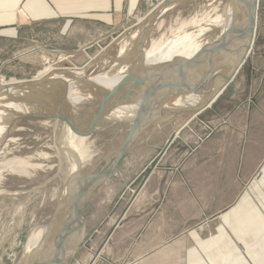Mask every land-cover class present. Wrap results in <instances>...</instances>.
<instances>
[{
    "label": "crops",
    "instance_id": "obj_1",
    "mask_svg": "<svg viewBox=\"0 0 264 264\" xmlns=\"http://www.w3.org/2000/svg\"><path fill=\"white\" fill-rule=\"evenodd\" d=\"M151 2L0 0V47L14 50L26 42L46 50L80 47L142 16ZM192 111L168 130L166 119L150 123L127 149L148 155L140 160L135 152L124 158L121 164L136 166L131 176L123 178L119 164L114 171L120 173L110 175L113 181L122 178L125 206L98 224L100 242L92 246L98 227L89 223L87 264H173L174 256L188 259L189 237L200 244L205 238L226 237L217 226L203 235V225L218 220L228 223L227 237H246L247 264H264V38H254L246 63L224 91ZM155 135L162 138L155 142ZM154 158L155 165L144 176ZM235 222H242L243 228H236ZM130 223L133 246L119 253L116 240ZM254 245L260 249L252 250Z\"/></svg>",
    "mask_w": 264,
    "mask_h": 264
},
{
    "label": "rangeland",
    "instance_id": "obj_2",
    "mask_svg": "<svg viewBox=\"0 0 264 264\" xmlns=\"http://www.w3.org/2000/svg\"><path fill=\"white\" fill-rule=\"evenodd\" d=\"M151 1V3L146 5L145 14L137 18H131L124 23L123 26L110 30L107 35H103L99 38L101 39L100 44H98V46L94 45L92 51H83L82 47L85 45L80 47L77 45L68 46V49L65 50V48H63V51L55 48L46 50L40 49L39 45L38 47L37 45L33 46L30 42L16 44L14 50L1 49L3 47H0V79L6 83L10 82L11 79L16 81L15 84H12L13 86L15 85L12 87L14 90L12 95L8 94L7 96L5 90L0 91V98H3L0 100L1 105H8L11 111L13 109L17 111V113H23L28 110L27 106L23 103L30 101L40 105L39 108L44 113L43 116L31 115L22 119H17L14 113L1 110L6 114H0V264H31L32 261L46 250L45 243H50L52 241L51 239L55 238L58 234L55 233V236H51L48 234L47 229L51 226L52 220L55 217L54 215L59 209L60 203H62L63 191L66 187L72 185L77 172L90 176L104 170L107 164L114 159L121 144L125 140L131 126L130 121L137 111L133 109L130 114L128 113L130 116L118 117L121 109L118 110V107H116L107 117L98 120L91 134H89V136H84V146L86 147L85 149H87V156L82 159L77 155L76 151L70 147L69 127L63 120L53 117L54 110L52 109H54V106L58 105L61 99L59 93L66 92L67 94L65 102L61 106L62 108L68 101L75 109H83L87 115H90L91 113L89 111L87 112V110L91 109V111H94L93 107L96 103L89 102L84 106L83 102H85V99L81 96L80 91L91 92L95 94L93 95V99H98L94 92L96 91L95 87L92 88L91 84L94 82L91 79L98 77V75L102 73H110V71L114 69V65L116 64L115 61L122 55H120L121 45L126 43V41L136 33H139L138 30L141 29L140 26L144 25V21L145 24L148 25L146 27L150 28L147 29L146 32L149 33L150 40L147 44H145V38L141 39V41L138 40L136 46L140 47L149 45L152 40L169 39L172 34H177L180 29L181 31H189L192 29L189 31L192 32L195 26L200 23L202 17L205 19L208 15H213L212 13L215 7L225 5L230 0H178L177 3L173 5L165 6L164 10L159 12L154 20L151 19L152 13L159 11L168 0ZM256 13L255 38H264V0H259ZM139 18H142L141 22L138 21ZM192 20L197 21L191 24L190 22ZM178 22L180 24L189 22V24L183 25V23L180 25ZM180 26H182V28H179ZM176 28H179L178 31ZM218 32V29H212L208 31L207 34H211L210 36L213 37L217 35ZM146 36L144 35V37ZM235 46L236 44L233 40H227L223 42V44L218 43V47H216L217 50L211 53L208 58L199 59L203 61H200L199 65L197 64V67L199 66L198 69L195 68L196 70L194 69V72L190 74L191 76L186 75L187 87H191L192 89L196 87V89H203V91L209 90V87H218L217 80L205 78L200 81V77L207 71L206 68L209 69V67L212 66V68H214L212 70L218 71V68L220 69L229 63L232 55L228 56V53L232 52L231 50H234ZM214 54L216 56H214ZM133 55L135 56L136 54L132 52L131 56ZM120 58L121 60L124 59L122 57ZM120 58L119 61H121ZM125 60L127 62V59ZM125 60L123 61L125 62ZM119 61L116 66L119 64ZM133 64L135 65L130 66L129 64L132 69L130 73L133 72L132 74H134V72H136L135 74L138 78L135 74H130V76H128L129 79L123 77L121 81H119L120 83L115 86L114 84L112 85V89H115L118 94L125 95L126 97H132L134 94L141 93L148 85L150 79H157L155 75L156 71H158V69H155L158 68L155 67L157 65L149 63L146 67L144 66V62ZM80 65L81 67L86 65V68L78 70L81 68ZM132 67H134L135 70ZM148 67L149 69H146ZM167 70H164V72H169ZM80 71L82 73H80ZM143 72H147L149 77ZM62 73L71 79L73 76L75 78L77 77V80L66 85L63 81H60L61 83H54L52 80L48 79ZM141 75L144 76L146 80L144 77L142 79ZM131 76H133V79H137L133 80ZM141 79L145 81H141ZM140 81L144 82L146 85H143ZM79 83H81V85H79ZM3 84L4 83H0V87H3ZM132 84L134 87H132ZM90 87L93 91L90 90ZM11 89L8 92H10ZM101 90L104 89L101 88ZM128 91L129 93L127 94ZM167 91L168 93L172 92L169 90H165L164 92L166 93ZM159 94L160 93L157 94L159 97L156 98L158 100L162 96V94ZM187 95H190V90L181 93V96L179 95L175 99L163 97L164 99H162V102L156 105L157 107L165 105L163 111L152 123L166 119L167 122H170L166 127V130H168L169 128L179 125L180 121L189 118V116L194 113L192 110L195 109L196 104L193 105L194 103L187 102L184 106L173 104L175 100ZM117 99L116 97L113 98L114 101ZM202 102L198 103L202 104ZM93 103H95V105ZM122 106L123 105H120V107ZM64 114L73 124L76 122V128L78 130L86 129L83 122L84 120L82 118L78 119L76 116L72 115V111L71 113L65 112ZM75 134L78 135L77 133ZM161 138L162 135H155L154 141L157 142ZM136 139H141L140 134ZM135 152H138L140 160L145 154L148 155L147 151L142 152L141 149L126 151L119 163L120 169L124 172L123 178L135 173L136 166L121 164L124 158L126 159L128 156L135 155ZM73 163H76V168L75 172L72 173L70 169ZM114 172L118 174L120 170L116 169ZM70 175H73V181L71 184H67ZM258 175L259 172L257 171L254 177L257 178ZM106 179L105 183L96 186L80 211L85 222V238L83 237L76 249L67 254L57 264H87L86 260L90 256V251L88 250L89 248H86L84 245V241L90 237L89 223L90 225H97L98 227V229H96L98 232H96L95 236L92 238V246L100 242L101 235L99 236L98 233L101 232V226L99 227L98 224L106 217L119 214L123 206H125L124 197L120 196L122 178H116L115 181H113L110 176ZM63 218L62 220L65 221L66 218ZM63 223L61 226H63ZM227 224V222L218 220V222L203 225V235H206L208 231H213V229L215 230L218 227V230L221 231V235L225 232L224 234L226 237L221 236L219 240H217V238H205L201 244L199 241L197 242V240L189 237L187 240L189 248L188 259H186L184 255L183 257L174 256L172 258L173 264H247V258L245 257L247 246L244 242L246 237H227ZM235 224L236 228H243L242 222H235ZM131 225L130 223L127 229H124L122 235L116 240V245H118L116 251L119 253L133 246L130 244L131 232L133 231ZM37 230L42 234L40 237L42 241L38 243L36 247L32 246L33 248H31L30 251L27 248V243ZM103 231L105 230L103 229ZM230 243L234 247H232ZM26 249L27 252H25ZM218 249L219 252H217ZM259 249L260 246H252V250L258 251ZM137 250L133 248L134 252ZM212 250L215 252L214 254L211 253ZM99 254L100 249L98 250V254L96 253L94 255L97 257ZM149 262L150 261H148V264ZM127 263H131V261H126V264Z\"/></svg>",
    "mask_w": 264,
    "mask_h": 264
},
{
    "label": "water",
    "instance_id": "obj_3",
    "mask_svg": "<svg viewBox=\"0 0 264 264\" xmlns=\"http://www.w3.org/2000/svg\"><path fill=\"white\" fill-rule=\"evenodd\" d=\"M177 1L178 0L166 1L159 11H155L152 13L151 19L154 20L158 15V13L164 10V6H170L172 4H175ZM233 1H234L233 10H234V14H236L235 16L236 24L233 33L235 37L238 39L236 40L234 38L233 41L235 42L236 45L238 43L239 46L237 45L235 46L234 50H231L233 53L232 52L228 53V56L231 55L232 56L230 58V62L223 66L224 68L223 67L221 69L218 68V71H214L212 70V66H211L205 72V74H203V76L200 77V81H202V79L209 77L212 80H217L218 87L215 88L209 87V90H207L208 91L207 98L204 99L202 104L196 103L195 109L203 108L204 105L210 103L212 99L216 98L219 94H221L224 91L225 86L234 79L239 69L242 68L246 63L248 54L250 53L254 42V38L256 37V28H255L256 20H257L256 9L259 0H233ZM100 40L101 39H96L95 41L90 42L89 47H87L88 50L87 49L86 50L92 51L94 49L93 47L94 44L98 46V44H100ZM225 41L227 40L213 43L212 45L214 46H212L211 49L208 50V52L203 50L195 54L190 59L178 62V64L173 69L167 70L169 72H164L165 69L161 72L156 71L155 75L157 79H150L148 85L142 90V92L137 93L132 97H126L125 95H120L117 93L115 89H111L108 91L98 89L96 92L94 91L96 93V97H98V99H96L95 101L100 103V105L102 106L110 105L112 108H114L116 106L118 107V105H124V104L128 105V104H133L134 102H138L139 103L138 110L136 111L134 117L130 121L131 123L130 129L125 137V140L123 141L119 150L117 151L116 156L109 164H107L104 170H102L99 173L92 174L90 176L77 172V175L75 177L76 181L74 187L71 189L73 191V195H71L70 198L71 202L63 226L61 227L55 238H53L52 241L46 245V250L42 252L34 261H32L31 264H57L67 254H69L70 252L76 249L77 245L81 243L84 237L85 222L80 211L83 207V204L87 201L92 191L96 188L98 184L105 181V179L114 172L115 168L118 166L121 159L124 157L125 155L124 153L133 144V142L135 141L136 137L140 134V132H142V130H144L147 126H149V124L152 123V121H154V119L160 115L165 105L162 107H157L156 105H159L162 102V99L166 97L167 98L169 97V99H175L176 97L181 95V93L187 92L188 90H190V93L193 95L202 93V91L201 90L198 91L196 87H194L193 89L191 87H187L186 75L191 76L190 74L194 72V69L197 68V64H199L201 61L199 59L208 58V56L211 53L217 50L216 47H218V43L223 44V42ZM141 49H139V52H141ZM63 75L65 74L64 73L60 75L57 74L56 76L51 77V79L50 78L48 79L52 80L54 83L60 81H63L65 83L66 80L63 79L65 78L63 77ZM14 86L11 85L10 89ZM10 89L6 88V86L0 87V91L5 90L6 92L7 90L8 92ZM90 90L93 91L91 87ZM165 90H169L172 92L168 93L167 91L165 93L164 92ZM158 93H160L159 95L162 94L159 100L156 99L159 97L157 96ZM59 94L61 99L59 100L58 105L53 107L55 109H52L54 110L53 117L63 120L64 123L71 129L73 133H77L79 136L82 137L89 136V134H91V132L94 130L96 126V122L103 118L102 115L100 116V118H97L93 121L89 129L86 128L84 130H78L76 128V125L73 124L71 120L59 110L67 98L66 92L65 93L62 92ZM114 97L118 99L114 101L113 100ZM23 104L27 106L28 110L23 113H14L17 119H22L31 115L43 116L44 113L39 108L40 105L30 101H27V103H23ZM172 138L173 137L170 136V138L168 139V143L171 141ZM161 152H163V149L159 151L160 154ZM156 161L157 158L151 160L149 167L145 169L144 176L151 171V168L155 165ZM72 181H73V175H70L67 184L68 183L71 184ZM96 253L98 254V251H96L94 254Z\"/></svg>",
    "mask_w": 264,
    "mask_h": 264
},
{
    "label": "bare ground",
    "instance_id": "obj_4",
    "mask_svg": "<svg viewBox=\"0 0 264 264\" xmlns=\"http://www.w3.org/2000/svg\"><path fill=\"white\" fill-rule=\"evenodd\" d=\"M233 5H234V1L230 0L225 5H222L220 7H215L214 10H213V13H212L213 15H211V16L208 15L207 18H205V19L202 17L201 20H200V23L198 25L195 24L196 26H195V28L193 29L192 32H189L192 29L189 30V31H187V30H182L181 31V29H180V31L177 32V34H175V35L172 34V36L169 39L152 40V41H150L149 45L140 47V46H136L138 44L137 43L138 40L141 41V39L145 38V40H146L145 44H147V42L150 40L149 35H148L149 33H146L147 29H150V28L146 27L148 25H146L145 21H144V25L140 26L141 29L138 30L139 33H136L130 39L128 38L129 40L126 41V43H123L121 45L120 55L121 54L122 55L120 57L124 58L123 60L127 59V62H126V60L124 62L119 57L121 61H119V58L117 59V61H115L116 64L119 61V64L117 66L115 64L114 65L115 66L114 69L112 71H110V73L109 72L108 73L106 72V74L102 73L103 75L99 74L100 76L98 75V77H94L93 79H91L94 82L93 84H91L92 88L95 87L96 91L98 90V88L99 89L102 88V89H104V91H108L109 89L111 90L112 87H113L112 85L114 84V86H115L118 83H120L119 81H121V79L123 77H126L127 79H129L128 76H130V74L133 73V72L130 73V70H132L130 68V66L131 65H135L133 63L138 64L139 62H144V66L148 65L149 63L153 64V65H157L155 67H158V68H155V69L156 70L158 69V71L160 70V72L163 71V69L171 70L178 64V62L190 59V58H192L195 54H197L200 51L204 50V51L208 52V50H210V48L212 46H214V45H212L213 43H216V42H219V41H223V40H234V38L236 40H238L235 37L234 33H233L234 32V27H235V24H236V18H235L236 14H234ZM138 21L141 22L142 18H139ZM150 21H152V20H150ZM186 21H188V20H186ZM196 21L197 20H192L190 23L191 24L192 23H196ZM183 23L180 24L178 22V24H180V25H182ZM185 24H189V22H186L183 25H185ZM179 28H182V26H180ZM178 29H177V31H178ZM212 29H218L219 30L218 34L213 36V37L210 36L211 34L210 35L207 34L208 31H211ZM144 35L145 36L147 35L148 37L147 36L144 37ZM218 35H220V36H218ZM88 44L89 43H87L85 46L82 47L83 51L87 52V50H88L87 47H89ZM141 44H142V42H141ZM94 45H96V44H94ZM237 45H238V43H237ZM139 49H141V52H139ZM132 52H134L136 55L135 56L134 55L131 56ZM214 56H216V55L214 54ZM215 59H217V58H215ZM201 61H203V60H201ZM129 64H130V66H129ZM161 64H163V65H161ZM86 65L85 66L83 65L84 67H81V65H80L81 68H79L78 70H82V69L86 68ZM134 67H136V66H134ZM134 67H132V68H134ZM198 67H197V69H198ZM152 68H151V70L153 71ZM140 69H142V68H140ZM146 69H149V67L146 68ZM212 69H214V68H212ZM134 70H135V68H134ZM206 70H208V69L206 68ZM80 73H82V72L80 71ZM80 73H78V74H80ZM135 73L136 72H134V74ZM139 73H140V70H139ZM143 73L147 74V72H143ZM42 74H44V73H42ZM134 74H132V75H134ZM203 74H205V73H203ZM135 76H136V74H135ZM141 76H139V77H141ZM147 76H148V74H147ZM57 77H60V76H57ZM63 77H65L63 79L66 80L65 81L66 85H68L70 82H72L74 80H77V77L75 78L74 76L72 77V79L71 78H67L65 75H63ZM132 77L133 76H131V78ZM136 77L138 78V76H136ZM143 77L144 76H142V79H143ZM137 78H134V79H137ZM142 79H141V81H145L146 80V78H145V80H142ZM91 80H89V81H91ZM126 81H124V82H126ZM141 81H140V83H142L143 85H146V84H144V82H141ZM0 83H4L3 85L6 86V88L10 89L11 85L15 84L16 81L11 79L10 82L6 83L5 81L0 79ZM79 85H81V83H79ZM201 85H203V84H201ZM96 86H98V87H96ZM142 86H139V87H142ZM130 87H131V85H130ZM132 87H134L133 84H132ZM129 91L127 92V94L129 93ZM201 91H202L201 94H194L193 95V94L190 93V95L185 96L186 98L185 97L179 98V99L175 100V102L173 104H177V105L180 104V106H184V104H186V102L187 103H194L193 105H195L198 102H202V101H204V99L207 98L208 91H203V89H201ZM12 93H14L13 88L11 89L10 92H7V90H6V95L7 96H8V94L12 95ZM74 93H76V92H74ZM80 94L83 97V99H85L84 100L85 102H83L84 106L86 105V103L88 104L89 102H91V103L95 102L96 103V105H95V103H93L95 105L94 106V109H95L94 111H91V109L87 110V112L89 111L91 113L90 115H87L85 110H83V109L82 110L75 109L74 106H72L71 103H69L68 101L63 106V108L61 107L59 110L62 113H65V112H70L71 113V111H72V115L76 116L78 119L82 118L84 120L83 122H84V124H85L87 129H89V127L92 125V123H93V121L95 119L100 118L101 115H102L103 118L107 117V115L113 109H115L117 107L116 106V107L112 108L110 105H103V106L100 105V103L95 101V98L93 99V95H95V94H92L91 92L80 91ZM1 99H3V98H0V100ZM138 106H139L138 102L133 103V104H128V105L124 104L122 107H120V105H118V110L121 109V112H119L120 114L118 113L119 114L118 117L119 116H130L129 114L133 111V109L138 110ZM10 109L11 108H9L8 105L5 106V104L1 105V103H0V114H2V115L6 114L5 112H2L1 110H6V111H8V113H17V111H14L12 109V111H13L12 112ZM46 113H47V110H46ZM7 115H9V114H7ZM134 115H135V113H134ZM78 123H77V125H78ZM75 125H76V122H75ZM68 134H69V137H70V140H71L70 141V147L73 150L76 151L77 155H79L80 158H82V159L85 158L87 156V154H86L87 153L86 152L87 149H85L86 147L84 146V140H85L84 138L85 137L76 135L75 133H73L71 131L70 128L68 130ZM75 168H76V163L75 164L73 163L72 167L70 169L72 171V173L75 172ZM74 184H75V180L73 181L72 185L71 186L69 185L68 187H66L65 190L62 193V195H63L62 203H60V207H59V209L57 210V212L54 215L55 217L52 220L51 226L49 227V229H47L48 230L47 231L48 234L51 235V236H55V233L59 232L58 230L62 227L61 225L64 222V220H62V218L63 217L66 218L67 217L66 215L68 213L69 205H70V202H71L70 198H71V195H73V191L71 189L74 187ZM38 231L39 230H37V232H35L31 236V238L29 239V242L27 243L28 250H30L33 247H36V245L42 241V238L40 239L42 234H41V232H38ZM44 243H45V241H44ZM47 243H49V242H47ZM47 243H45V244L47 245ZM25 252H27V249H26Z\"/></svg>",
    "mask_w": 264,
    "mask_h": 264
}]
</instances>
